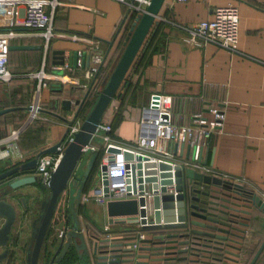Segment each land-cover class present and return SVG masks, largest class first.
<instances>
[{"label": "crops", "instance_id": "crops-1", "mask_svg": "<svg viewBox=\"0 0 264 264\" xmlns=\"http://www.w3.org/2000/svg\"><path fill=\"white\" fill-rule=\"evenodd\" d=\"M56 1L58 4L52 14L54 37L49 41L43 60L41 38L20 27L15 28L19 34L10 41L9 45H39L40 48L8 51V68L15 76L8 83H0V109H14L0 115V136L5 135L10 127L17 126L26 116L33 81L23 77L24 73L38 69L43 63V70L47 75H58L53 67L58 66L54 61L59 59V54L55 55L53 51H62L64 57L69 51L77 52L80 66L71 67L72 71L61 72V76H64L63 82L50 80L48 85L41 89L40 112L47 121L32 122L28 130L18 137L16 145L18 153L23 155L22 161H16V155L10 160L0 161V172L30 160L35 153L53 145L66 135V123L60 118L69 120L72 117L76 108L73 100H80L90 83V80L82 75L83 69L86 68L85 52H88V48L93 44L103 57L97 82L100 88L102 79L117 59L129 28V13L126 14L124 5L115 0ZM227 3L237 6L238 53L230 54L209 43L203 46L187 43L182 32L161 20L169 19L181 25L194 24L211 19L213 9ZM157 16L162 24L161 44L139 73L127 71L125 82L129 86L126 92L122 99L116 97L115 106L102 119L103 123L111 125L110 137L125 146L135 144L140 110L148 104L152 94L171 97L172 121L177 125L188 123L194 113H200L201 116L208 118L206 108L217 105L223 112L222 125L220 131L211 136L208 145L201 149L199 162L208 169L207 172H202L238 184L257 195L264 203V0H184L182 2L163 0ZM94 84L95 80L92 86ZM124 89L125 87L121 93ZM63 99L70 100L69 110L60 108V101ZM81 119L77 115L75 120L81 121ZM187 157L185 146L174 154V159L178 162L186 161ZM75 189L74 187V192ZM15 193L38 192L32 185H26L17 189ZM196 196L205 199L203 196ZM11 203L15 209L16 219L10 229L8 249L13 255L11 259L16 264L22 261V255L14 247V239L18 237L16 242L18 245L25 241L28 235H26V226L20 218L21 211L15 207V202ZM101 210L106 218L103 207ZM249 212L248 215L240 214L245 218L241 221L246 226H238L244 230L241 244L237 246L238 251L228 249L237 254L238 264H249L264 239L263 214L252 207ZM87 217L90 219L89 216ZM77 219L84 226L81 214L77 215ZM90 220L95 225L93 230L95 231L97 227L98 232L101 233H98L96 239L106 238L112 241L125 236L122 230L139 231L134 224L113 227L112 224L104 221L98 226L92 219ZM84 230L83 227L82 231ZM52 233H58L56 227L52 228ZM145 238L148 239V236ZM182 240L185 238L178 239V241ZM89 242H94V239ZM194 242L198 243L196 244L198 246H193L197 249L195 252L197 256L176 255V257L184 256L193 260L192 262L182 260L168 263L217 264L211 260L213 257L211 254L202 251L206 249L199 246L203 244L201 239ZM204 243L212 245L211 242ZM148 246L151 247V243ZM146 253L148 251L137 252L140 255ZM48 257L49 255L46 256ZM231 258L235 259V257ZM252 264H264V243Z\"/></svg>", "mask_w": 264, "mask_h": 264}, {"label": "water", "instance_id": "water-1", "mask_svg": "<svg viewBox=\"0 0 264 264\" xmlns=\"http://www.w3.org/2000/svg\"><path fill=\"white\" fill-rule=\"evenodd\" d=\"M162 2L163 0H149L144 12L134 16L117 59L111 70L102 79L99 92L81 119L76 132L72 134L71 140L62 149L47 183L45 185L39 184L33 173L36 159L41 155L53 153L64 135L53 145L35 153L30 160L0 172V264H15L11 259L13 255L9 253L8 249L10 229L16 219L15 209L11 202H15V191L26 185H32L36 192L43 193V197L37 203L36 216L29 222L25 217L28 213L24 214L21 211L20 218L26 226V235L28 236H26L25 241L18 245L16 243L18 237L14 239V247L22 255V261L16 264H39V258L46 259L47 255L49 257L46 264H58L65 250L69 248L74 250L77 258L72 264H115L116 262L120 264H172L168 262L186 260L184 256L176 257V255L186 253L188 244L186 240L164 241L161 235L148 239L144 238L138 242L139 246L134 253L129 248L134 239L133 236H121L112 241L106 238L95 239L93 236H88L85 230L81 231L77 214L73 210L77 205L82 206L79 202L82 185L96 156V153H90L81 174L71 178L80 157L83 155L82 148L90 141L110 100L117 97L127 86L125 82L127 71L136 55L144 50L147 37L155 30L158 24L156 19ZM39 48V45H8V51L39 50ZM53 53L59 54V59L54 61V64L60 66L66 62L68 67H76L77 52L69 51L66 57L62 55V51H53ZM84 58L87 67L88 52H85ZM54 72L61 74L59 70H54ZM94 79V77L91 79L81 99L73 100V105L76 108L71 120L60 118L66 123L65 133L68 127L73 124V120L76 119ZM60 108L69 110L70 100H61ZM12 109L14 108L0 109V115ZM181 149H183V145H179V150L181 151ZM189 151V147L185 146V153L189 154ZM108 152L118 153L119 150L109 148ZM122 154L123 159L135 161L134 164L126 165V168H130V178L125 180L129 184L125 187L127 196L131 193L138 197L137 199L108 201L103 208L108 224L123 225L138 222L141 224L140 231L158 228H181L188 224L190 227L188 233L180 234L178 238H185L188 234L193 240H198L199 237L207 238L212 245H209L210 243L203 244L202 246L206 250L202 251L211 254L213 262L238 264L237 254L228 249L238 251L237 246L241 244L243 237L241 235L244 230L238 226H246V224L241 221L245 218L240 214L248 215L250 207H252L261 211L263 214L262 222L264 223V203L257 195L243 189L238 184L199 172L190 167H184L177 162L171 166L163 162L149 161L141 155L133 157L131 153L125 151ZM200 155L201 149L197 162L200 161ZM103 168L101 167V170ZM22 173L28 174L21 175ZM69 184L76 188L73 194L70 192ZM102 184L105 185V181ZM170 185H172V192L175 194L167 192ZM106 191L104 187L103 192L106 193ZM143 193H150L151 195L147 204L151 211L146 223L143 219L145 216V209L143 208L145 201L141 197ZM196 195L203 196L205 199H199ZM61 196L63 197L62 201L60 200ZM11 199L12 201H10ZM57 212L58 215L55 217ZM83 213H85L84 210ZM51 227H56L58 231L56 245L53 241L48 240ZM168 236L175 237V235ZM92 239L94 242L90 243L89 241ZM150 243L151 247L148 246ZM263 243L264 239L255 256ZM196 244L198 243L192 242L191 246H198ZM222 245L223 248H221ZM138 251H148V253L140 255L137 254ZM195 252L197 251H190L188 255L197 256ZM231 257H235V259ZM254 258L249 264L253 263ZM137 259H145L146 261L142 262Z\"/></svg>", "mask_w": 264, "mask_h": 264}, {"label": "built area", "instance_id": "built-area-1", "mask_svg": "<svg viewBox=\"0 0 264 264\" xmlns=\"http://www.w3.org/2000/svg\"><path fill=\"white\" fill-rule=\"evenodd\" d=\"M115 1L124 5L127 11L126 14L129 13V16L132 13L136 16L144 12L145 6L149 2V0ZM175 1L182 2L184 0ZM57 4L56 0H0V83H8L15 76L7 66V54L10 41L19 34L15 30L16 27L30 31L41 38L42 60L44 59L49 41L54 37L52 14ZM161 20L182 32L185 35L184 41L187 43L196 46H203L209 43L224 49L230 54L238 53L236 36L237 6L233 3L215 7L212 11L211 19L201 20L194 24L181 25L169 19ZM157 21L160 22L158 17ZM88 53V64L83 69L82 75L90 81L93 77L95 78V84L91 85L89 93H93L96 96L100 89L97 82L101 73L100 67L103 57L101 53L96 51V45L94 46L93 44L88 48ZM78 56L79 54L77 53L76 67L80 66ZM53 69L62 73L64 70H73V68L67 66L66 62L60 66L53 67ZM62 73L47 75L43 70V63H41L38 69L22 75L33 81L30 88V100L26 107V116L20 124L10 127L5 135L0 137V161L10 160L13 155H16V161H22L23 155L17 151V139L24 128L33 121H47L46 117L42 116L40 112L39 94L50 80L63 82L64 76H61ZM171 105V97L158 93L151 95L148 104L140 110L137 136L133 146H125L114 141L109 135L111 132L109 124L99 122L90 141L82 148L83 154L100 153V156L99 162L91 176V180L94 178L95 182L91 185L90 180L89 188L80 194V204L92 202L104 208L108 201L129 198L137 199L138 196L131 193L127 196L125 190V187L129 185L125 180L130 178V168H126V165L134 164L135 161L123 159V151L131 153L133 157L135 155L144 156L155 163L163 162L172 166L177 162L184 167H190L200 172L208 171L205 166L197 162L199 150L208 145L213 134L220 131L223 120L221 108L217 105H210L206 108L209 115L208 118L201 116L200 113H194L190 116L188 123L175 125L171 121ZM79 123L80 121L75 120L68 127L66 135L53 153L41 155L36 159L33 173L37 177L39 184L45 185L47 183V179L57 163L62 149L71 140L72 134L76 132ZM94 139L95 143L98 141L97 145L93 144ZM179 145L187 146L190 149L186 161L178 162L174 159V154L179 150ZM109 148L117 149L119 152L110 153L108 152ZM101 167H104L103 170H101ZM74 177H76V174L73 171L71 178ZM103 181H105V185L102 184ZM104 187L107 190L106 193L103 192ZM168 187L170 188H168L167 192L175 194L172 192V185ZM141 197L145 201V206H143L145 216L143 219L146 223L151 211L147 205L151 195L150 193H143ZM125 224H134L139 229L132 240V244L129 246L135 253L139 246L138 242L145 238L143 232L140 231L141 224L138 222Z\"/></svg>", "mask_w": 264, "mask_h": 264}, {"label": "trees", "instance_id": "trees-1", "mask_svg": "<svg viewBox=\"0 0 264 264\" xmlns=\"http://www.w3.org/2000/svg\"><path fill=\"white\" fill-rule=\"evenodd\" d=\"M133 18H134V14L132 13L129 16V21H128V23H129L128 25L129 26H130ZM161 25L162 24L159 22L156 25L155 30L153 31V33L150 36L147 37V39H148L147 40V44H146L144 50L142 52L139 51L140 53H138L136 55L135 59L133 60L131 66L129 68L130 71H133L134 73L135 72L139 73L140 70L148 63L151 54L158 49L157 47L159 46V44H161V42H160V40H161L160 39V36H161L160 29L162 28ZM7 66H8V64H7ZM128 86L129 85H127L125 87L123 93H120L117 96V97H119V99H122V97H123L124 93L126 92ZM94 97H95V95L93 93L92 94L89 93V95L84 99V101L82 103V106L80 107V109L78 111V116H80L81 118L84 117V115L88 111L90 105L92 104ZM171 104H172V100H171ZM171 110H172V105H171ZM35 121L38 122L37 120H35ZM171 121H172V114H171ZM20 123L18 122V124H20ZM39 123H41V122H39ZM172 123H173V121H172ZM175 125H177V124H175ZM180 125H182V124H180ZM29 126L30 125L25 127L24 130L20 133V135H22V133H24L26 130H28ZM109 126L111 128V125H109ZM2 136H0V137H2ZM99 156H100V153H96L95 159H94V161H93V163H92V165L90 167V170H89V172L87 174V177H86V179H85V181H84V183L82 185V193L85 192L88 189L93 170H94V168H96V166H97V164L99 162ZM83 210L84 209L82 208V206H79L77 214H81L82 215L85 232H86V234L88 236H93L96 239V238H98V233H100V232H98L99 230L97 229V227H96L95 231L93 230V229H95V225L91 222V220L87 217V215L85 213H83ZM189 229H190L189 225L185 224V227H181V228L147 229V230H142L141 232H143L144 236H148V238H151V237L157 236V235H161V236H163L164 241H171V240H177L178 241V239H180V238H178V235L188 233ZM121 232L125 236H133V237H135V235L137 233V231H135V230H122ZM168 235H175V237L173 238V237H170ZM200 239L203 241V244H205L204 242H209L207 240V238L199 237L198 240H200ZM185 240L188 242L187 251L185 253V256L187 257V255H188V253L190 251H195V250L197 251V249L193 248V246L190 247L191 243L194 242V240L191 238V235L188 234V236L185 237ZM203 244H200L199 246L204 248L202 246ZM194 247H196V246H194ZM76 259H77L76 258V253L74 252V250L71 249L70 252L67 253V255L58 264H72L74 261H76Z\"/></svg>", "mask_w": 264, "mask_h": 264}, {"label": "rangeland", "instance_id": "rangeland-1", "mask_svg": "<svg viewBox=\"0 0 264 264\" xmlns=\"http://www.w3.org/2000/svg\"><path fill=\"white\" fill-rule=\"evenodd\" d=\"M115 104H116V97H114V98H112L111 100H110V102L108 103V105H107V107L105 108V110H104V113L102 114L103 116H101L102 118H101V122H104L102 119H104L105 117H106V115H107V113L108 112H110L111 110H112V107L113 106H115ZM135 110H137V108H135ZM71 120V118L69 119V121ZM74 121V120H73ZM75 122V121H74ZM74 122H72V123H74ZM96 145L98 144V141H96V143H95ZM88 157H89V153H84L81 157H80V160H79V162L77 163V166H76V168H75V170H74V172H75V174H76V176H79L80 174H81V172L83 171V169H84V166H85V163H86V161H87V159H88ZM94 182H95V179L93 178L92 180H91V185L92 184H94ZM37 186H38V184H37ZM37 188H39V187H37ZM69 189H70V192H71V194H73L74 193V187H71V185L69 184ZM19 194V193H18ZM23 194V193H22ZM31 195L32 196H34L35 195V198L37 199V200H40L41 198H42V196H43V193H31ZM36 203V202H35ZM36 205V204H35ZM82 207H83V209L85 210V212H86V214H87V216H89L90 217V219H92V221L95 223V224H97L98 226H101V224L105 221V222H107V220H106V218H104V216H103V214H102V210H101V207L100 206H98V205H96V204H94V203H92V202H86V203H84L83 205H82ZM33 212L35 213L36 212V208H35V210H33ZM37 213H35V215H36ZM78 221H79V223H80V229H81V231H82V228L84 227L83 226V224L81 223V221L79 220V219H77ZM111 225V224H110ZM114 225H119V227H122V224H112L111 226H113L114 227ZM129 225H131V224H129ZM124 226V225H123ZM128 227V226H127ZM83 232V231H82ZM52 239V240H51ZM48 240L49 241H53L54 243H55V245H56V242H57V240H58V237H57V233H52V228L50 229V231H49V234H48ZM47 259V258H46ZM46 259L44 260V258L43 257H40L39 258V264H45V262H46Z\"/></svg>", "mask_w": 264, "mask_h": 264}, {"label": "flooded vegetation", "instance_id": "flooded-vegetation-1", "mask_svg": "<svg viewBox=\"0 0 264 264\" xmlns=\"http://www.w3.org/2000/svg\"><path fill=\"white\" fill-rule=\"evenodd\" d=\"M78 177V176H76ZM43 197V196H42ZM15 207L18 208L20 211H22L24 214H27L26 220L29 222L33 217H35V213H37V203L40 200H37L35 198V195L32 196L31 193H16L15 196ZM36 202V203H35ZM36 204V205H35ZM80 205H77L73 210H75L76 214L78 211ZM36 208V212L34 213L33 210H35ZM78 215V214H77ZM72 248H69L66 250V252L64 253V255L62 256V259L67 255V253L70 252ZM73 250V249H72ZM61 259V260H62Z\"/></svg>", "mask_w": 264, "mask_h": 264}]
</instances>
